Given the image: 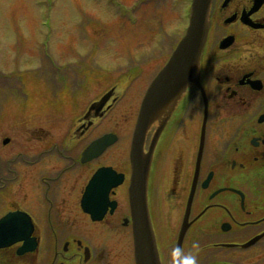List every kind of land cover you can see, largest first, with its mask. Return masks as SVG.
Wrapping results in <instances>:
<instances>
[{"label": "flooded vegetation", "instance_id": "af4514ba", "mask_svg": "<svg viewBox=\"0 0 264 264\" xmlns=\"http://www.w3.org/2000/svg\"><path fill=\"white\" fill-rule=\"evenodd\" d=\"M224 1L216 0L211 14L210 34L216 24L221 36L216 44L208 42L202 58L207 106L190 86L169 118H157L146 140L147 148L153 131L162 127L148 180L150 210L156 193L160 264H264V1L254 12L255 0L225 6ZM230 36L233 42L221 47ZM145 82L140 98L126 96L131 87L120 93L117 81L110 88L119 97L99 111L91 107L102 95H84L80 82L76 111H28L25 150L0 156V169L3 163L6 170H0V219L24 212L31 230L0 247V264H119L113 244L130 242V144L150 80ZM109 123L113 129L95 134ZM64 126L65 137L54 139L51 132ZM120 127L125 135L116 130ZM107 133L117 141L85 157L90 144ZM104 167L122 174L123 181L105 204L93 203L104 211L94 220L84 212L82 197ZM8 185L17 186L16 192L6 191Z\"/></svg>", "mask_w": 264, "mask_h": 264}, {"label": "rangeland", "instance_id": "374dc122", "mask_svg": "<svg viewBox=\"0 0 264 264\" xmlns=\"http://www.w3.org/2000/svg\"><path fill=\"white\" fill-rule=\"evenodd\" d=\"M189 14L190 0H0L1 158L25 150L28 111H76L79 82L91 99L119 80L125 91L131 87L127 97L141 98L142 85L185 33ZM131 18H137L134 24ZM220 36L215 24L209 43ZM102 127L95 134L114 128L112 123ZM121 128L116 130L125 135ZM51 133L59 140L68 129ZM5 138L10 143L4 145ZM0 170L6 171L5 164ZM7 187L16 192L17 186ZM1 199L8 203L6 195ZM151 210L156 231V193ZM128 236L127 245L113 244L119 264H133L131 227Z\"/></svg>", "mask_w": 264, "mask_h": 264}, {"label": "water", "instance_id": "95a60500", "mask_svg": "<svg viewBox=\"0 0 264 264\" xmlns=\"http://www.w3.org/2000/svg\"><path fill=\"white\" fill-rule=\"evenodd\" d=\"M213 0H193L191 16L186 34L172 53L169 61L152 81L141 105L138 121L133 133L130 161L132 167L129 197L134 237L136 264H160L156 247V237L148 207L147 184L150 168L156 148V142L162 127L155 132L148 152L144 151L146 135L157 118H168L190 84L200 85V60L210 27V10ZM204 93V92H203ZM111 92L91 109L99 111L111 97ZM8 140L5 141V143ZM117 141L114 134H106L92 142L85 151L87 158L101 154ZM112 178L114 182L103 184L102 178ZM122 182L110 169L100 170L87 187L83 205L91 213L89 202L97 190H102L97 199L108 197L111 188ZM98 195V194H97ZM96 195V197H97Z\"/></svg>", "mask_w": 264, "mask_h": 264}]
</instances>
